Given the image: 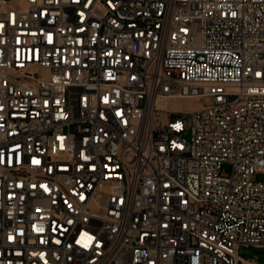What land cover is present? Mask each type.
<instances>
[{
  "label": "built area",
  "instance_id": "built-area-1",
  "mask_svg": "<svg viewBox=\"0 0 264 264\" xmlns=\"http://www.w3.org/2000/svg\"><path fill=\"white\" fill-rule=\"evenodd\" d=\"M258 173L264 0H0V264H246Z\"/></svg>",
  "mask_w": 264,
  "mask_h": 264
},
{
  "label": "rangeland",
  "instance_id": "rangeland-1",
  "mask_svg": "<svg viewBox=\"0 0 264 264\" xmlns=\"http://www.w3.org/2000/svg\"><path fill=\"white\" fill-rule=\"evenodd\" d=\"M195 104L197 103L195 102V100H192V99L176 100L174 102V105L176 107H184V108L191 107ZM256 180L264 181V173H258L256 175ZM238 254L244 259L255 260L259 264H264V246L263 247H248V248H245L242 246L238 250ZM239 264H245V263L240 261Z\"/></svg>",
  "mask_w": 264,
  "mask_h": 264
},
{
  "label": "crops",
  "instance_id": "crops-1",
  "mask_svg": "<svg viewBox=\"0 0 264 264\" xmlns=\"http://www.w3.org/2000/svg\"><path fill=\"white\" fill-rule=\"evenodd\" d=\"M246 264H259V263L255 260H247Z\"/></svg>",
  "mask_w": 264,
  "mask_h": 264
},
{
  "label": "bare ground",
  "instance_id": "bare-ground-1",
  "mask_svg": "<svg viewBox=\"0 0 264 264\" xmlns=\"http://www.w3.org/2000/svg\"><path fill=\"white\" fill-rule=\"evenodd\" d=\"M196 105V104H195ZM195 105H193V106H195Z\"/></svg>",
  "mask_w": 264,
  "mask_h": 264
}]
</instances>
